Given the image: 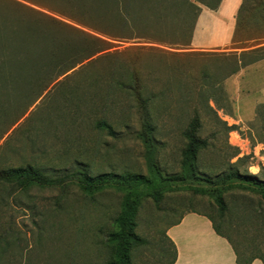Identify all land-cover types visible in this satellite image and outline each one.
I'll return each mask as SVG.
<instances>
[{
  "label": "rangeland",
  "instance_id": "rangeland-1",
  "mask_svg": "<svg viewBox=\"0 0 264 264\" xmlns=\"http://www.w3.org/2000/svg\"><path fill=\"white\" fill-rule=\"evenodd\" d=\"M17 1L109 46L61 77L60 84L35 102L27 90L0 87V123L16 121L0 140V169L32 165L47 177L64 179L58 186L26 190L0 185V232L11 220L19 238L10 248L12 255L0 257V263L111 262L114 248L107 236L115 230L125 193L107 188L89 196L65 178L79 170L91 176L148 177L146 122L152 129L153 161L162 175L181 173L184 132L197 116V136L207 143L196 159L200 177L215 179L236 170L264 181V103L245 105L247 98H259L264 87V59L244 68L240 60L241 54L264 47V21H250L237 34L243 0L231 43L212 48L203 45V36L193 44L195 28L188 46L170 45L137 32L119 33L113 20L97 21L110 27L96 32L94 22L53 12L47 0ZM261 1L246 0L245 16ZM194 5L200 7L197 25L209 9ZM97 121L110 124L114 134L96 129ZM235 182L239 186L220 192L221 186L203 180L172 181L158 203L144 194L135 232L146 243L131 249V264H169L173 248L165 232L189 211L211 217L243 261H264V200ZM220 193L224 210L215 200Z\"/></svg>",
  "mask_w": 264,
  "mask_h": 264
},
{
  "label": "trees",
  "instance_id": "trees-1",
  "mask_svg": "<svg viewBox=\"0 0 264 264\" xmlns=\"http://www.w3.org/2000/svg\"><path fill=\"white\" fill-rule=\"evenodd\" d=\"M23 1L38 2V0ZM193 1L194 4L197 2L211 11H217L222 2V0ZM47 2L49 10L53 12L64 13L68 18L77 17L78 22L80 19V22L87 21L86 24L89 21L94 22L91 28L96 32H108L110 27L100 25L97 21L113 20L119 33L137 32L147 40L180 46L189 45L200 14V7L190 0H47ZM246 9V0H243L236 17L237 34L240 30L246 29L250 21L254 23L264 21V0L253 8L249 16H245ZM191 20L192 23H189ZM108 46L109 44L103 39L70 27L17 0H0V87H13V89L20 87L19 92L27 90L31 94V102H35L49 87L60 84L59 79L79 64L107 50ZM244 59L250 60L244 62ZM263 59L264 47L241 54V68ZM15 123L16 121L0 123V140ZM95 128L109 135L114 134L111 125L106 121L95 122ZM199 129L200 122L195 116L184 132L187 143L182 152L179 175L167 177L157 168L153 161L154 150L149 137L152 129L149 122H146L143 125V135L148 177L114 173L91 176L86 170H79L65 178H70L82 193L89 196L107 188L125 193L121 211L114 221L115 230L107 236V243L114 248L113 260L108 264H131V249L146 243L135 232L139 201L146 194L158 203L162 193L168 191L172 181L203 180L211 186H221L217 190L222 192L239 186L236 185L235 180H237L243 183L245 189L258 194L264 200V181L258 180L255 176L242 175L232 170L220 178L200 177L195 166L196 159L198 152L205 149L207 143L197 136ZM43 173V170L36 169L32 165L0 169V185L10 188L16 186L18 189L26 190L30 187H54L64 182V179H53ZM215 200L219 208L224 210L221 193L215 196ZM4 207H8L6 201ZM209 219L216 234L223 236L213 219L211 217ZM178 222L179 220L175 224ZM11 223L12 221L8 220L1 228L0 257L5 255L10 257L12 255L10 248L19 241L18 237H14ZM166 239L168 240L167 237ZM170 244L173 255L169 264H174L176 248L172 243ZM235 254L237 264H251L255 259L263 261L260 258L243 261L236 250Z\"/></svg>",
  "mask_w": 264,
  "mask_h": 264
},
{
  "label": "crops",
  "instance_id": "crops-1",
  "mask_svg": "<svg viewBox=\"0 0 264 264\" xmlns=\"http://www.w3.org/2000/svg\"><path fill=\"white\" fill-rule=\"evenodd\" d=\"M241 1L222 0L217 11L202 13L194 30L193 44L196 45L200 36H203V45L206 47L229 45L235 32V17ZM260 91L259 98H247V107L254 100L257 101L253 107L264 103V87ZM165 235L176 248L174 264H237L232 244L224 234H216L213 223L203 213L185 212L177 224L166 230ZM251 264L264 262L255 259Z\"/></svg>",
  "mask_w": 264,
  "mask_h": 264
}]
</instances>
